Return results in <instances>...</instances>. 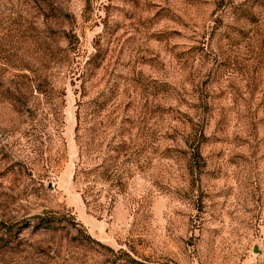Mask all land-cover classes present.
<instances>
[{
    "label": "rangeland",
    "instance_id": "rangeland-1",
    "mask_svg": "<svg viewBox=\"0 0 264 264\" xmlns=\"http://www.w3.org/2000/svg\"><path fill=\"white\" fill-rule=\"evenodd\" d=\"M0 264H264V0H0Z\"/></svg>",
    "mask_w": 264,
    "mask_h": 264
}]
</instances>
